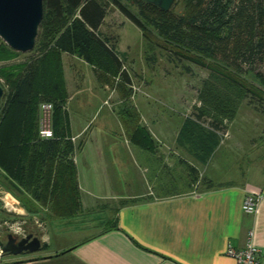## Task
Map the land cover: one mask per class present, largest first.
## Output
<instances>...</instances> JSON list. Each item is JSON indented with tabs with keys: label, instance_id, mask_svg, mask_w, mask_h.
Masks as SVG:
<instances>
[{
	"label": "crops",
	"instance_id": "0c3cea01",
	"mask_svg": "<svg viewBox=\"0 0 264 264\" xmlns=\"http://www.w3.org/2000/svg\"><path fill=\"white\" fill-rule=\"evenodd\" d=\"M61 58L63 70L66 62L73 68L89 66L75 56L62 54ZM89 67V74L95 77L93 68ZM95 83L98 88L85 84L82 88L96 91L95 97L101 98L108 107V120L116 123L121 137L95 138L90 126L87 127L89 122L84 123L79 116L74 125L69 120L68 102L76 106L75 111L82 110L77 102L73 103L81 93L78 90L70 95L65 84L70 139L78 147L73 163L80 197L79 213L69 218L48 213L44 216L48 220L44 221L41 214L50 212V206L36 202L24 204L13 195L4 176H0V189L9 197L13 195L18 213L31 219L36 227L32 231L39 233L40 249L18 255V261L23 264H235L226 255L227 248L241 250L250 237L264 257V152L253 159L247 155L244 169L240 164L241 167L234 168L232 158V171H229L224 163L228 164L231 156H227V147L222 144L228 129L226 124H223L224 131L215 132L219 144L208 156L210 145L217 142L216 136L205 131L206 135L190 124L184 125L186 119H196L192 116L196 108L191 114L176 112L179 117L171 121L165 108L154 109L144 103H148V97L155 99L154 96L134 93L131 84L127 87L129 90H122L102 84L97 78ZM107 87L114 90L107 91ZM127 105L130 109L133 107V114L126 113ZM138 127L150 135L149 150L139 146L140 139H135L138 144L131 139ZM200 127L209 130L206 123ZM86 147L90 154L86 153ZM127 161L135 168H142L143 175L137 177L138 182L127 176L123 183L126 191L111 196L107 189L117 186L112 175L114 164L128 172ZM170 187L179 189L168 190ZM247 194L260 196L253 214H246L241 208ZM107 201H114V205L102 204ZM92 204L112 211L111 215L98 221L96 230L85 239L53 249L48 238L50 227L57 225L58 219H71L92 210ZM27 210L33 212L27 213Z\"/></svg>",
	"mask_w": 264,
	"mask_h": 264
},
{
	"label": "trees",
	"instance_id": "16d2710c",
	"mask_svg": "<svg viewBox=\"0 0 264 264\" xmlns=\"http://www.w3.org/2000/svg\"><path fill=\"white\" fill-rule=\"evenodd\" d=\"M109 7L140 30L150 50L159 46L209 71L213 81L204 80L198 94L203 105L196 119H186L184 125L216 136L215 132L224 131V121H233L236 101L248 94L263 95L239 75L248 74L264 87V72H257L254 65L264 57V0H176L169 11L142 0H43L33 48L38 55L28 63L0 68V79L8 85L0 106V176L21 202L49 205L50 213L59 218L73 217L80 207L73 163L78 147L71 142L64 109L67 93L61 55L75 56L91 66L102 84L126 90L131 82L109 40L98 33ZM19 54L0 39V61ZM41 101L53 105L49 139L38 135ZM202 123L208 131L200 127ZM131 139L137 144L135 139H140L139 146L150 149L147 142L152 140L144 128L138 127ZM216 139L208 156L219 144ZM29 233L39 236L36 231ZM3 243L0 240V246Z\"/></svg>",
	"mask_w": 264,
	"mask_h": 264
},
{
	"label": "rangeland",
	"instance_id": "374dc122",
	"mask_svg": "<svg viewBox=\"0 0 264 264\" xmlns=\"http://www.w3.org/2000/svg\"><path fill=\"white\" fill-rule=\"evenodd\" d=\"M98 33L101 37H105L109 40L110 45L113 46L116 54L123 61L124 69L131 80V90L140 96H142L141 93H147L148 96L151 95L155 97V99L148 97V103L146 101H144V103L149 104L150 107L154 109L165 108L171 121L172 119L174 120L179 117L176 112H180V114H189L190 112L192 113L193 108H196L192 113V116H195L194 112L197 113L198 107L203 105L201 100H198V94L202 88V82L208 79V77L213 81V78H210L209 76L208 70L185 61L177 57L173 52L162 49L159 46L154 45V49L150 50V45H146V40L142 37L140 30L127 21L112 7H109L105 22ZM154 40L160 43L161 39L155 37ZM37 55V49H32L27 53H20L16 58L1 60L0 68H9L12 67V65L15 66L22 63H28ZM66 63H64V70L62 67L63 78L64 75L66 78V80L64 78V84L68 86L70 95H75V91L80 90L78 93H81V95L78 96L73 103L77 102V106L82 108V110L78 109L79 111H75L74 108L76 106L72 107L70 102H68L70 105L67 107L70 117L69 120L73 121L74 125H76V117L79 116L80 120L84 121V123L89 122L87 127L90 126V130L93 131V137L98 139L121 137L116 123L112 120H108V114H110L108 107L103 104L101 98L95 97L96 91L93 90L92 92L88 88H82V84H85L86 86L93 85L98 88V84L95 83V78L97 77L89 74L90 67L83 65L84 68H82L77 65L73 68V66H71L72 64L69 65ZM263 64L264 57L261 62L258 61L254 63L256 66L255 70L259 73H263ZM15 72H17V69ZM239 77L255 86L263 93V95L262 97H258L248 94L239 101H236L235 99L238 104L235 117L232 122L224 121L226 126H228V129L227 132H224L222 144L227 147V156H231L227 159L228 164L226 162L224 163L229 171H232V158V165H235L234 168L236 166H242L241 169H244L247 165L244 164L243 161L247 155L253 159L264 152V87L248 74H240ZM115 82H118V79H116ZM0 83L4 86V90H7L8 85L3 79H0ZM217 84L226 91L225 86L220 83ZM113 87H107V91H113ZM126 90L129 89L127 88ZM84 99L86 100L85 102H83ZM42 103L49 102L41 101L38 104V117L40 116V105ZM162 104L164 106H161ZM132 109L133 107L130 109L127 105L126 113L133 114L134 110ZM203 120L205 122L210 121L207 117H203ZM75 130L77 129L75 128ZM107 134H110L112 137H105L104 135ZM122 138H124V136H122ZM86 148V153H89L88 147ZM126 165L128 172L114 164L113 168L115 169L113 170L114 172L112 171V175L117 186H115L114 189H107L109 195L117 196L126 191L127 188L124 184L127 176L134 180V182H138L137 177L141 174L143 175L142 168H135L129 163V161H127ZM236 170L238 171V169ZM119 178L122 180H118ZM119 182H122V185L118 186ZM129 189L132 188L130 187ZM176 189L178 190L179 188L170 187L168 190ZM13 199V195L9 197L8 194H5V192L0 189V240L2 242H5L4 234L8 233L5 223L9 225L19 221L20 223L22 222L25 234L34 228L36 229L31 219L28 220L26 215L24 216L18 213L17 208L14 206ZM105 203L110 204V207L114 205V201H107L102 204ZM92 208V210L83 211L81 214L71 219H58L57 221L59 223L50 227L49 230L48 238L51 247L54 249L58 246L74 245L82 239H85L96 230V223L98 221L103 220L112 213V211L101 209V205L97 206L92 204ZM48 213L50 214L49 211L41 214L44 221L48 220L44 217L45 214ZM18 216H22V218ZM18 260V255L2 256L1 254L0 256V261L2 263H11Z\"/></svg>",
	"mask_w": 264,
	"mask_h": 264
},
{
	"label": "water",
	"instance_id": "95a60500",
	"mask_svg": "<svg viewBox=\"0 0 264 264\" xmlns=\"http://www.w3.org/2000/svg\"><path fill=\"white\" fill-rule=\"evenodd\" d=\"M162 11H169L176 0H142ZM43 18V0H0V39L13 51L27 53L34 48ZM4 89L0 85V106ZM41 247L37 236L29 233L19 238L7 233L1 254L13 256L34 253Z\"/></svg>",
	"mask_w": 264,
	"mask_h": 264
},
{
	"label": "built area",
	"instance_id": "2783aa9c",
	"mask_svg": "<svg viewBox=\"0 0 264 264\" xmlns=\"http://www.w3.org/2000/svg\"><path fill=\"white\" fill-rule=\"evenodd\" d=\"M52 111L53 107L50 103H42L40 105V116L38 117V135L42 139H49L53 137L51 121ZM259 201L260 196L247 194L244 197L242 203V211L246 214H253L256 211ZM5 225L6 230L15 236H25L22 224L16 222L9 225L5 223ZM226 255L233 258L235 264H264V257L260 255L259 250L253 245L251 237L247 240L245 247L241 250H235L232 247H228L226 250Z\"/></svg>",
	"mask_w": 264,
	"mask_h": 264
},
{
	"label": "flooded vegetation",
	"instance_id": "af4514ba",
	"mask_svg": "<svg viewBox=\"0 0 264 264\" xmlns=\"http://www.w3.org/2000/svg\"><path fill=\"white\" fill-rule=\"evenodd\" d=\"M19 238H21V237H19Z\"/></svg>",
	"mask_w": 264,
	"mask_h": 264
}]
</instances>
